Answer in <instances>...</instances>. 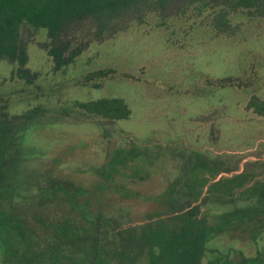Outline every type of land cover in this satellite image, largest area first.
<instances>
[{"label": "rangeland", "instance_id": "1", "mask_svg": "<svg viewBox=\"0 0 264 264\" xmlns=\"http://www.w3.org/2000/svg\"><path fill=\"white\" fill-rule=\"evenodd\" d=\"M227 7L174 0L100 34L88 18L71 21L66 32L79 50L59 68L48 54L46 28L20 23L18 40L34 78L27 83L14 61L0 59V119L16 117L5 154L11 162L0 167V205H19L28 219L41 209L44 219L59 217L62 200L30 205L47 181L59 179L81 186L86 207L99 216L95 239L50 251L53 242L45 239L46 254L28 264H149L140 230L196 205L214 224L221 213L251 207L246 221L236 218L207 239L203 264L217 256L239 264L240 252L248 264H264V197L216 200L230 196L231 175L239 176L236 185L264 187V117L248 107L251 98L264 99V0ZM103 98L122 99L127 117L80 107ZM23 114L30 119L17 118ZM107 163L114 170L103 175ZM191 170L208 178L197 194L183 185ZM75 217L84 223L80 212ZM256 228L260 233L249 238Z\"/></svg>", "mask_w": 264, "mask_h": 264}, {"label": "trees", "instance_id": "2", "mask_svg": "<svg viewBox=\"0 0 264 264\" xmlns=\"http://www.w3.org/2000/svg\"><path fill=\"white\" fill-rule=\"evenodd\" d=\"M173 1L0 0V59L7 58L14 61L18 66L17 75L30 83L34 74H30L25 67L27 61L26 48L18 40V28L23 20L34 26L46 28L50 40L48 54L52 58L54 67L59 68L69 63L73 55L79 50L78 47H72V40L66 32V27L71 21L88 18L92 20L96 31L100 34L122 19L139 18L144 12L164 9ZM190 2L227 5L229 9L224 10L225 12L238 8L256 7L258 0H225L223 2H219V0H189ZM80 107L90 114L100 115L107 119L125 118L129 114L127 105L119 98L91 100L81 103ZM248 107L252 108L259 116L264 117V99L251 98ZM30 116L31 114H23L17 118L26 120L30 119ZM15 119L16 117L8 118L5 115L0 119V167L1 165L8 166L11 162V158L7 159L5 154L9 140L13 138L15 132L13 126ZM197 164L202 168L201 171L207 169L205 163ZM112 170H114L113 163H107L102 174L106 175ZM5 178V174L0 170V188L5 186ZM238 178L239 176L235 175L232 179H227V182L231 181L232 183L226 189L230 196H219L217 201L233 202L237 196L251 193L264 197V187L258 186L256 183L243 186V181L236 185L235 181ZM207 181L208 178L203 175V172L194 173L192 171L184 177L183 185L188 188L191 194H197L203 190ZM217 182L218 180L214 181L211 186ZM234 187L239 188V193L235 195ZM82 193L83 188L79 185L59 179L47 181L36 195L39 201H34L30 205L39 202L41 206H44L47 201L62 200L66 205L65 213L49 219L42 217L40 214L42 209L38 211L39 214L37 213L28 219L20 212L21 207H18L19 205L5 208L0 205V261H19V263L28 264L29 261H34L39 256L46 254L45 239L53 242V245L47 248L48 251L65 246L77 249L85 242L95 239L96 233L99 232L97 225L99 216L94 218L85 205L89 203V197L81 195ZM197 208L198 205L184 212L173 209L174 214L168 218L169 222L146 223L144 228L140 230L138 244L146 250V258L149 264H203L202 258L207 239L211 235L223 231L224 225L232 223L236 218L242 220L251 212L250 206L233 208L216 216L219 222L214 224L209 222L205 215L200 214ZM76 212H80V217L84 223L77 222ZM260 222L264 226V219H260ZM259 228L250 230L248 237L255 238L260 233ZM241 254L240 252L243 261L239 264H248L249 258L243 257ZM207 264L236 263L227 257L222 261L217 256L208 261Z\"/></svg>", "mask_w": 264, "mask_h": 264}, {"label": "crops", "instance_id": "3", "mask_svg": "<svg viewBox=\"0 0 264 264\" xmlns=\"http://www.w3.org/2000/svg\"><path fill=\"white\" fill-rule=\"evenodd\" d=\"M229 178L232 179L233 178L232 175Z\"/></svg>", "mask_w": 264, "mask_h": 264}]
</instances>
